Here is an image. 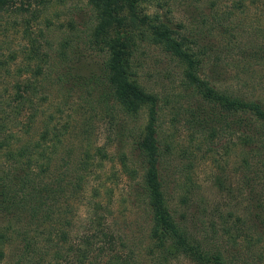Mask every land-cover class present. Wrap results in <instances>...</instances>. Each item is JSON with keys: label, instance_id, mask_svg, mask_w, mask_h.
I'll list each match as a JSON object with an SVG mask.
<instances>
[{"label": "rangeland", "instance_id": "rangeland-1", "mask_svg": "<svg viewBox=\"0 0 264 264\" xmlns=\"http://www.w3.org/2000/svg\"><path fill=\"white\" fill-rule=\"evenodd\" d=\"M147 1V13L167 16L177 30L184 28L188 35L193 33L205 44L223 51L226 76L222 89L250 99L264 96V65L246 64L248 60L244 58V53L257 52L254 42L264 48V0ZM42 3H33L28 13L15 10L0 15V118H6L3 111L12 115H7L6 129L20 132L22 141H37L44 133L51 141L57 134V122L60 128L68 125L59 167L64 172L68 170L74 179L79 176V162L88 152L91 154L88 169L81 171L86 175L84 190L73 198L67 195L61 199L63 211L69 212L72 242L89 230L92 207L101 203V213L107 216L111 231L126 242L127 253L140 264H192L184 258L162 263L151 244V220L142 185L144 166L131 138L136 135L133 130L139 131V125L124 118L112 103L108 105L102 82L98 86L78 82L73 77L77 73L72 64L62 69L57 66L62 43L68 37L87 33L93 26L94 16L87 1ZM82 50L86 48L76 44V52ZM78 58L81 64L88 61L90 67L97 68L105 61L104 56L88 57L83 62L81 56H77V61ZM134 60L142 84L157 91L164 106L160 121L165 155L161 174L171 210L178 219L185 217L191 225L203 229L202 225L209 222L204 212L230 204L215 184L218 168L226 169L230 184H245L246 176L235 174L239 152L226 149L230 145L229 134L214 142L201 138L187 118L180 116L187 103L176 83L181 70L174 60L147 41L139 45ZM58 74L64 76L61 81ZM29 83L32 88L28 93L24 88ZM19 92L28 93L25 95L32 100V104L22 105L23 114L15 112L21 101ZM16 118L21 119L24 130ZM99 150L107 157L102 158ZM53 152L56 162L52 174L38 178L44 198L38 199V213L29 210L0 214V264H57V149ZM124 155L130 157L135 174L129 176L123 171ZM255 249L264 264V238ZM95 264L107 261L98 259Z\"/></svg>", "mask_w": 264, "mask_h": 264}, {"label": "trees", "instance_id": "trees-1", "mask_svg": "<svg viewBox=\"0 0 264 264\" xmlns=\"http://www.w3.org/2000/svg\"><path fill=\"white\" fill-rule=\"evenodd\" d=\"M42 1L0 0V15L15 10L28 13L33 3L40 5ZM86 1L94 16L93 26L87 33L68 37L62 43L57 66L62 69L72 64L77 73L73 77L78 82L96 86L102 82L108 105L112 103L124 118L139 125V131L133 130L136 135L131 137L132 146L144 166L142 185L151 220L150 240L159 259L162 263L184 258L192 264H261L262 255L255 248L264 238V96L250 99L222 89L226 76L223 51L205 44L204 39L193 33L188 35L184 28L177 30L167 16L147 13L144 10L147 0ZM144 41L180 67L181 76L176 83L187 103L182 106L180 116L187 118L201 138L214 142L229 134L230 145L226 149L240 153L235 174L246 176L245 184H230L226 169L218 168L215 184L230 204L216 207L211 213L204 212L209 222L202 225L203 229L191 225L185 217L178 219L166 196L161 174L165 155L160 135L164 106L157 91L142 84L134 64L135 53ZM76 44L86 51L77 53ZM254 47L257 52L244 53L246 64L264 65V48L256 42ZM77 56H81L82 62L93 56H104L105 61L98 68L90 67L88 61L82 64L79 58L77 61ZM62 78L58 74V80ZM31 88L30 84L24 89L29 93ZM25 93L19 92L17 114L24 110L23 104H32ZM3 112L6 118H0V214H22L29 210L38 213V199H44L38 178L52 174L56 162L53 150L57 149V264H95L98 259H106L107 264H140L134 255L127 253L126 242L111 231L107 216L101 213V203L92 207L89 230L72 242L69 212L63 211L61 199L67 195L73 198L84 190L86 175L81 171L88 169L92 157L88 152L79 162L77 179L69 176L68 170L60 169V148L70 127L60 128L57 122L54 140L48 141L49 135L44 133L37 141H22L20 132L6 129L7 115H12ZM16 120H20L24 130L21 119ZM98 153L107 157L102 150ZM121 160L123 171L129 176L135 174L130 157L124 155Z\"/></svg>", "mask_w": 264, "mask_h": 264}]
</instances>
